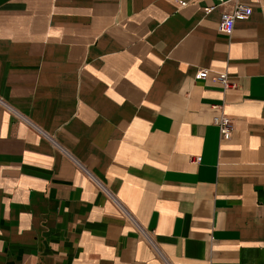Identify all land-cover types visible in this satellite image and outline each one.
Instances as JSON below:
<instances>
[{
  "label": "crops",
  "instance_id": "crops-1",
  "mask_svg": "<svg viewBox=\"0 0 264 264\" xmlns=\"http://www.w3.org/2000/svg\"><path fill=\"white\" fill-rule=\"evenodd\" d=\"M216 3L0 0V264H264V0Z\"/></svg>",
  "mask_w": 264,
  "mask_h": 264
},
{
  "label": "built area",
  "instance_id": "built-area-1",
  "mask_svg": "<svg viewBox=\"0 0 264 264\" xmlns=\"http://www.w3.org/2000/svg\"><path fill=\"white\" fill-rule=\"evenodd\" d=\"M249 0H217V3L211 7L205 8V11H211L215 8L220 9L221 18L219 22V30L223 33L231 34L235 22L239 19H246L252 14V7L246 3ZM209 75V69H200L197 79H206ZM214 80L221 83L225 89L233 85L227 73H220L214 77ZM213 122L219 127L222 137H230L233 133V120L226 113H222L214 117ZM201 157H196L195 162H200Z\"/></svg>",
  "mask_w": 264,
  "mask_h": 264
}]
</instances>
